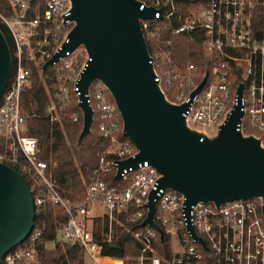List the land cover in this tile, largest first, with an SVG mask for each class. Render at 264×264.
I'll return each mask as SVG.
<instances>
[{
	"label": "built area",
	"instance_id": "2783aa9c",
	"mask_svg": "<svg viewBox=\"0 0 264 264\" xmlns=\"http://www.w3.org/2000/svg\"><path fill=\"white\" fill-rule=\"evenodd\" d=\"M137 1L141 3L140 9L154 10L149 18L139 19L146 44H151L150 50L148 46L147 49L154 80L169 102L188 103L183 113L186 125L213 137L239 103L242 116L237 129L244 136L258 138L264 146V0H201L186 14L175 0ZM7 2L9 12H0V25L5 28L10 43L11 72L0 97V163L15 169L26 180L35 213L49 204L62 208L67 219L58 229L60 242L75 247L84 264H87L86 258L91 260L90 264H124L121 258L103 254L104 245L114 241L117 227L124 226V218L133 225L126 229L141 248V255L136 258L138 264L145 261L201 264L204 259L210 264H264L261 197L235 199L219 205L200 201L186 212L184 196L173 189L159 187L161 174L146 160L123 168L116 178L119 162L135 158L138 148L125 135L117 104L99 79L91 82L86 96L93 117L96 114L99 119L98 128L106 145L86 180L84 196L72 202L59 194L47 162L37 157L36 138L26 134L27 114L21 98L31 86V77L36 71L44 81L49 98L45 115L51 124L61 126L71 106L80 109L78 81L88 54L79 45L65 51L43 71V65L68 42L75 25L69 18L71 1ZM165 32L173 36L195 33L200 38L202 64L179 65L172 41L160 42ZM205 76L201 90L191 98ZM69 116L72 121L78 120L75 111ZM211 128L216 133L209 134ZM152 193L153 221L162 234L149 223L142 225ZM96 221L100 223L98 235ZM164 235L170 248L168 260L154 247L156 237ZM40 236V228L33 226L23 242L0 258V264H42L37 248Z\"/></svg>",
	"mask_w": 264,
	"mask_h": 264
},
{
	"label": "water",
	"instance_id": "95a60500",
	"mask_svg": "<svg viewBox=\"0 0 264 264\" xmlns=\"http://www.w3.org/2000/svg\"><path fill=\"white\" fill-rule=\"evenodd\" d=\"M70 1L69 18L75 25L68 42L42 69L79 45L87 51L88 59L78 81L83 115L78 143L90 132L93 112L86 94L91 82L99 79L117 104L125 135L138 148L135 158L119 162L116 178L123 168L146 160L161 174L159 187L184 196L186 212L200 201L219 205L261 197L264 202V146L258 138L244 136L237 129L242 116L240 104L234 106L217 133L207 137L186 125L183 113L188 103L173 104L159 89L139 23L140 18H149L154 10L140 9L137 0ZM10 72L9 45L0 29V97ZM205 80L206 76L191 98L201 90ZM241 91L242 86L237 91L238 98ZM153 196L152 193L149 197L142 225L149 223L162 234L153 221ZM35 215L26 180L15 169L0 163V258L28 237Z\"/></svg>",
	"mask_w": 264,
	"mask_h": 264
},
{
	"label": "trees",
	"instance_id": "16d2710c",
	"mask_svg": "<svg viewBox=\"0 0 264 264\" xmlns=\"http://www.w3.org/2000/svg\"><path fill=\"white\" fill-rule=\"evenodd\" d=\"M181 12L186 14L188 9L197 6L201 0H175ZM206 1V0H202ZM0 12L8 13L7 0H0ZM7 43L9 39L5 28L0 25ZM172 41L175 60L179 65L193 62L196 65L202 64V49L200 38L195 33L189 36H173L169 32L162 33L160 42ZM186 43L183 46V43ZM150 50L151 44L147 42ZM32 67L31 64H27ZM170 100V95L165 92ZM49 102L44 81L40 74L33 72L31 86L22 94L21 103L26 117V134L33 136L38 144V159L44 160L49 166L52 180L55 182L58 192L62 197L72 202L79 201L85 193V183L96 167L99 154L106 142L101 137L98 124L99 119L94 114L93 121L88 135L78 143V137L83 126V115L79 108L74 105L67 112L62 120V125L51 124L45 115V107ZM77 112L78 120L72 121L69 113ZM112 181H116L112 179ZM67 216L59 205H46L35 215L34 226L41 230L38 251L42 264H82L83 260L75 247L66 243L56 241L60 224L66 221ZM124 226L117 227V234L111 244L104 245L103 254L121 258L124 264H138L136 258L141 255V248L127 231L133 225L122 218ZM100 223L96 221V235L99 234ZM49 242H54L52 248L48 247ZM154 247L164 258H170V248L167 237L157 236ZM145 264H150L145 261ZM162 264H165L162 262ZM201 264H210L204 259ZM214 264V263H213Z\"/></svg>",
	"mask_w": 264,
	"mask_h": 264
},
{
	"label": "rangeland",
	"instance_id": "374dc122",
	"mask_svg": "<svg viewBox=\"0 0 264 264\" xmlns=\"http://www.w3.org/2000/svg\"><path fill=\"white\" fill-rule=\"evenodd\" d=\"M186 43L184 42L183 43V46L185 45ZM208 132H209V134H214V133H216V131L214 130V129H208ZM56 241H59L60 242V239H59V237L57 236V238H56ZM53 245H54V242H49L48 244H47V246L48 247H50V248H52L53 247ZM86 260V263L87 264H90L91 263V260L89 259V258H86L85 259ZM84 262V261H83ZM82 264H84V263H82Z\"/></svg>",
	"mask_w": 264,
	"mask_h": 264
},
{
	"label": "crops",
	"instance_id": "0c3cea01",
	"mask_svg": "<svg viewBox=\"0 0 264 264\" xmlns=\"http://www.w3.org/2000/svg\"><path fill=\"white\" fill-rule=\"evenodd\" d=\"M106 263H110V261L108 259H104Z\"/></svg>",
	"mask_w": 264,
	"mask_h": 264
},
{
	"label": "bare ground",
	"instance_id": "6f19581e",
	"mask_svg": "<svg viewBox=\"0 0 264 264\" xmlns=\"http://www.w3.org/2000/svg\"><path fill=\"white\" fill-rule=\"evenodd\" d=\"M112 264H119V263H114V262H111Z\"/></svg>",
	"mask_w": 264,
	"mask_h": 264
}]
</instances>
